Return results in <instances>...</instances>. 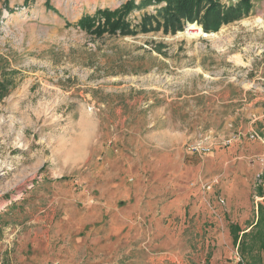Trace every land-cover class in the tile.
Segmentation results:
<instances>
[{
    "label": "rangeland",
    "instance_id": "1",
    "mask_svg": "<svg viewBox=\"0 0 264 264\" xmlns=\"http://www.w3.org/2000/svg\"><path fill=\"white\" fill-rule=\"evenodd\" d=\"M123 2L0 0V264H220L215 212L191 215L175 185L215 148L226 220L264 204V0L208 36L140 31L154 6L130 13L134 34L76 25Z\"/></svg>",
    "mask_w": 264,
    "mask_h": 264
},
{
    "label": "trees",
    "instance_id": "2",
    "mask_svg": "<svg viewBox=\"0 0 264 264\" xmlns=\"http://www.w3.org/2000/svg\"><path fill=\"white\" fill-rule=\"evenodd\" d=\"M149 6L155 7L154 14L144 12L136 25L142 32L163 28L164 32L173 33L181 27L182 21H196L207 33L238 19L249 10L250 3L249 0H239L225 7L220 0H140L138 3L136 0H125L119 8H97L93 16H81L76 25L95 36L104 33L134 34L128 16L134 10ZM2 87L6 88L4 82L0 81V90ZM258 193H261V189ZM230 229L241 258L239 264H264V206L257 205L256 220L248 230H241L237 224H231Z\"/></svg>",
    "mask_w": 264,
    "mask_h": 264
},
{
    "label": "crops",
    "instance_id": "3",
    "mask_svg": "<svg viewBox=\"0 0 264 264\" xmlns=\"http://www.w3.org/2000/svg\"><path fill=\"white\" fill-rule=\"evenodd\" d=\"M251 152L252 151L248 153L250 154ZM228 153L229 151H226L225 149L215 148L209 153L203 155L198 154L197 156L195 155L193 157L194 162L189 163L188 166H186L190 173L187 176H181L182 173L180 172V176H177L175 185H177L179 193L181 191L186 194L187 197L184 198H186L187 201H183V197H178L176 205L180 207L182 201L185 205H188V202L193 201L195 212H191L190 214L196 215L197 217L199 215L204 216L205 214L210 216L212 212H215L216 225L214 227V231L211 233L212 235H210L214 238L211 239V242L216 245L215 250H217V252H215V250L213 251L211 259L215 258L216 261H219V263L222 264V260H220V258L222 259V255L224 254L227 256V254H229V258H234L231 264H237L235 257L236 251L234 250L233 235L231 233L230 225L237 224L241 230H248L255 222L256 216L255 214H251V211L249 212L247 210L244 201H240V207H242L241 212L237 213L234 217L229 216V219L226 220V215L230 213L232 206L230 202L232 193L228 192V188L224 189L226 188V182L223 180V170L226 167V160H228L229 155ZM248 165L251 166V164ZM245 166L246 165L243 164V169L240 171L243 172ZM252 166L255 170H262V166L260 168L259 164H252ZM247 182L248 181L244 175L237 173L234 184L231 186V190L233 186H240L244 189ZM208 184H212V186ZM227 196L229 197V203L224 204V200H228ZM214 197L216 198L215 202L213 200ZM244 197L243 194L240 196L242 199H244ZM256 197L262 200L264 199V194H257ZM236 198L238 200V197ZM258 204H262L264 206L262 201L258 202L257 205ZM257 205L254 213H257ZM240 207L238 202L237 208L240 209ZM237 208L235 207L234 211H236ZM185 210L186 209H184V211ZM209 222H211V219ZM248 222H250V224L246 225ZM218 247L221 248L218 249Z\"/></svg>",
    "mask_w": 264,
    "mask_h": 264
},
{
    "label": "built area",
    "instance_id": "4",
    "mask_svg": "<svg viewBox=\"0 0 264 264\" xmlns=\"http://www.w3.org/2000/svg\"><path fill=\"white\" fill-rule=\"evenodd\" d=\"M250 137L253 138L254 137V134H250ZM236 136L233 135L232 137L228 138L227 140H223L222 143L223 144H227V143H230L232 139H235ZM210 140V136L209 135H205L204 138L201 139V141L193 144L192 146V151L194 152H206V151H209L210 150V147H211V144H209L207 146V141ZM210 142L212 143V141L210 140ZM239 260V258H238Z\"/></svg>",
    "mask_w": 264,
    "mask_h": 264
},
{
    "label": "bare ground",
    "instance_id": "5",
    "mask_svg": "<svg viewBox=\"0 0 264 264\" xmlns=\"http://www.w3.org/2000/svg\"><path fill=\"white\" fill-rule=\"evenodd\" d=\"M198 33H200V34H202L204 36L214 35V33H212V34L204 33L203 30L201 29V27L198 26V25H194V24L189 25L188 24L187 31L185 32V34L187 36L196 37L198 35Z\"/></svg>",
    "mask_w": 264,
    "mask_h": 264
}]
</instances>
